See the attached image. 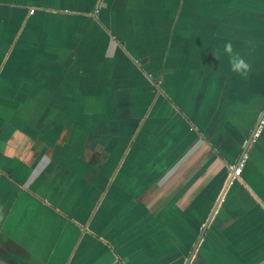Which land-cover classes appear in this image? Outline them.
<instances>
[{"label": "crops", "instance_id": "crops-1", "mask_svg": "<svg viewBox=\"0 0 264 264\" xmlns=\"http://www.w3.org/2000/svg\"><path fill=\"white\" fill-rule=\"evenodd\" d=\"M263 108L264 0L0 3V264H264Z\"/></svg>", "mask_w": 264, "mask_h": 264}, {"label": "built area", "instance_id": "built-area-1", "mask_svg": "<svg viewBox=\"0 0 264 264\" xmlns=\"http://www.w3.org/2000/svg\"><path fill=\"white\" fill-rule=\"evenodd\" d=\"M263 125H264V114H263L261 120L259 121L258 126L252 131L251 141L255 140L259 136V134L261 132V128L263 127ZM244 161H245V156H242L239 159V161L235 164L234 173H233L232 177L239 176V174L242 170V167L244 165ZM230 182H231V179H230Z\"/></svg>", "mask_w": 264, "mask_h": 264}, {"label": "water", "instance_id": "water-1", "mask_svg": "<svg viewBox=\"0 0 264 264\" xmlns=\"http://www.w3.org/2000/svg\"><path fill=\"white\" fill-rule=\"evenodd\" d=\"M263 114H264V108H263L262 112L260 113V115H259V117H258V119H257V122H256V124H255L253 130L258 126L259 121L261 120ZM253 130H252V131H253ZM251 136H252V132H251V134L249 135V137H248V139H247V141H246L245 147L243 148V151H242L241 155L239 156L238 161H239V159L242 157V154L245 152L246 146H248V144L251 142ZM233 172H234V168H230V178L228 179V183L230 182V179H231V177L233 176ZM202 233H203V232L200 233V235L198 236V238L202 235ZM187 263H188V262H187ZM187 263H186V264H187Z\"/></svg>", "mask_w": 264, "mask_h": 264}, {"label": "clouds", "instance_id": "clouds-1", "mask_svg": "<svg viewBox=\"0 0 264 264\" xmlns=\"http://www.w3.org/2000/svg\"><path fill=\"white\" fill-rule=\"evenodd\" d=\"M232 67L236 70H239L240 68H246L247 65L244 63L243 59L234 58Z\"/></svg>", "mask_w": 264, "mask_h": 264}, {"label": "rangeland", "instance_id": "rangeland-1", "mask_svg": "<svg viewBox=\"0 0 264 264\" xmlns=\"http://www.w3.org/2000/svg\"><path fill=\"white\" fill-rule=\"evenodd\" d=\"M27 2H30V0H26ZM37 1V0H36ZM23 0H0V3H3V4H7V3H22ZM20 40H18V43L16 44V48L19 46L20 44ZM12 56V54L10 55V57Z\"/></svg>", "mask_w": 264, "mask_h": 264}, {"label": "trees", "instance_id": "trees-1", "mask_svg": "<svg viewBox=\"0 0 264 264\" xmlns=\"http://www.w3.org/2000/svg\"><path fill=\"white\" fill-rule=\"evenodd\" d=\"M263 128V127H262Z\"/></svg>", "mask_w": 264, "mask_h": 264}]
</instances>
